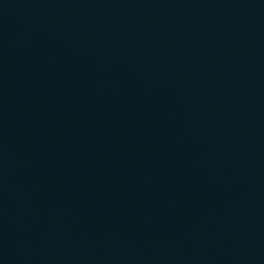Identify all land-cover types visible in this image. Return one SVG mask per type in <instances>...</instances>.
I'll return each instance as SVG.
<instances>
[{
	"label": "water",
	"instance_id": "water-1",
	"mask_svg": "<svg viewBox=\"0 0 264 264\" xmlns=\"http://www.w3.org/2000/svg\"><path fill=\"white\" fill-rule=\"evenodd\" d=\"M0 264H264V164L1 255Z\"/></svg>",
	"mask_w": 264,
	"mask_h": 264
}]
</instances>
